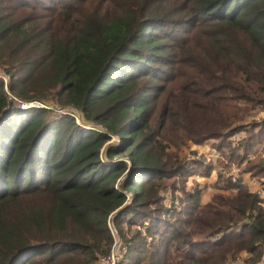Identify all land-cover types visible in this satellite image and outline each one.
<instances>
[{"label":"trees","instance_id":"trees-1","mask_svg":"<svg viewBox=\"0 0 264 264\" xmlns=\"http://www.w3.org/2000/svg\"><path fill=\"white\" fill-rule=\"evenodd\" d=\"M0 69V264H264L262 195L180 155L264 190V0H0Z\"/></svg>","mask_w":264,"mask_h":264},{"label":"rangeland","instance_id":"rangeland-1","mask_svg":"<svg viewBox=\"0 0 264 264\" xmlns=\"http://www.w3.org/2000/svg\"><path fill=\"white\" fill-rule=\"evenodd\" d=\"M0 74L1 77L4 76L2 73V70L0 69ZM7 83L9 82V78L5 77ZM37 102V101H36ZM49 105V110H53L56 114H60L59 112H56L55 110L58 111H64L67 110L69 112H72L76 117L78 123H83V117L82 114H75L77 111H74L73 109L70 108H63L62 110L56 109L54 104H48ZM19 106V105H18ZM45 107H47L45 105ZM52 108V109H50ZM30 109V108H29ZM61 115V114H60ZM259 117H264V113H260ZM85 124V123H84ZM86 125V124H85ZM88 125V124H87ZM91 126V125H90ZM243 136V135H242ZM236 139V138H234ZM119 139L112 138V141L110 143L116 142ZM264 145L259 146L255 153L250 155V159L257 160L259 157L264 158ZM181 158L185 161L188 162V164L191 166L193 163H201V164H207V165H212V171L208 176H205V171L202 166H199L197 168L196 173L192 174L189 177V180L186 182L185 187H187V191L193 192L194 190L200 189L201 194H202V204L205 205L209 203L214 196L217 194H228V191L226 190V185L227 183L231 180L233 184H238L240 179L243 178L242 175L246 174L251 176L250 173L245 172V169L247 168V164H241L237 161H230L226 156L221 155V153L216 150L210 143H204L201 145L191 143L189 146H186L181 151ZM205 164V165H206ZM253 180H255L257 183L260 182L262 185L263 180H260L259 178L254 179L253 176H251ZM180 182V181H179ZM178 182V189L182 188V182ZM247 186V185H246ZM176 189L175 190V195L179 196L180 198H183V192L180 190ZM173 186H169L167 191L162 194L164 198H166V205L170 207L173 203ZM252 192V191H251ZM205 203V204H204ZM137 229H140L139 226L136 227ZM114 236L117 238V241L119 239L118 233L114 230L112 232ZM115 248V247H114ZM119 249V247H118ZM115 250V249H113ZM116 254L119 252V250H115ZM119 257L116 255V261ZM99 264H112V261L110 259H102V261Z\"/></svg>","mask_w":264,"mask_h":264},{"label":"built area","instance_id":"built-area-1","mask_svg":"<svg viewBox=\"0 0 264 264\" xmlns=\"http://www.w3.org/2000/svg\"><path fill=\"white\" fill-rule=\"evenodd\" d=\"M18 105H19V108L21 109V110H27V109H29V108H47V109H49L48 107H49V105H46L47 107H45V105L44 104H42V103H40V102H29V103H24V102H22V101H18ZM50 109H52V108H50ZM57 109V108H56ZM61 110V109H60ZM56 112H59L61 115H63V114H67V115H70V116H72V117H75L76 119H77V117L72 113V112H69V111H67V110H64V111H58V110H55ZM76 115L77 114H80V113H78V112H76L75 113ZM78 116V115H77ZM80 125H82L83 127H85V128H89V129H92V130H96V131H98V129H95V128H92L90 125H85V124H83V123H80ZM264 192V190H263V186H261L260 188H258V190L256 191V192H254V193H259V194H261L262 195V193ZM116 252H115V250H113V253H112V255L110 256V257H108V258H102V259H110L111 261H112V264H115V261H116ZM102 261V260H101ZM263 264V263H262Z\"/></svg>","mask_w":264,"mask_h":264},{"label":"crops","instance_id":"crops-1","mask_svg":"<svg viewBox=\"0 0 264 264\" xmlns=\"http://www.w3.org/2000/svg\"><path fill=\"white\" fill-rule=\"evenodd\" d=\"M242 177L243 178L240 179L241 182L244 183L245 185H247L249 190L252 191L253 193L256 192L258 190V188H260L262 186L260 182L257 183L249 175L244 174V175H242ZM262 197L264 198V192L262 193Z\"/></svg>","mask_w":264,"mask_h":264}]
</instances>
